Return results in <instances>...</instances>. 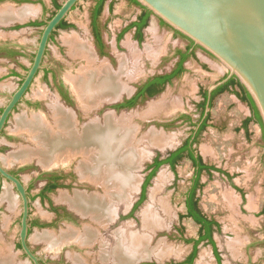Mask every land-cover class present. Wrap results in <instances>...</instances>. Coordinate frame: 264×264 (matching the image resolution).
Wrapping results in <instances>:
<instances>
[{
	"label": "rangeland",
	"instance_id": "obj_1",
	"mask_svg": "<svg viewBox=\"0 0 264 264\" xmlns=\"http://www.w3.org/2000/svg\"><path fill=\"white\" fill-rule=\"evenodd\" d=\"M40 1L43 4L39 3ZM64 1L57 0L59 4ZM96 1L83 0L79 3L67 17L68 22L74 25V28L57 32L54 40L49 43L43 69L38 73L25 100L11 115L0 136V164L9 172L17 174L24 185L30 188V218L41 222H51L53 214L48 209L49 203L39 198V191L45 184V181L40 179L42 174L67 172L75 176L66 181V187L51 195L56 205H64L71 210L73 209L68 203L60 200L62 194L74 197L76 192L86 195L95 193L102 195L105 191L102 187L81 180L77 172V160L69 164L50 167L42 166L36 160L37 158L24 163L13 160L14 153L31 146V141L16 131L17 118L23 116L30 118L43 113L45 116L48 115V120L52 121V107L55 105L73 112L80 126L89 123L92 119L103 121L108 113H113L117 119L126 116L133 125L140 128L137 148L142 158L138 169L134 171L138 180L137 188L131 192L128 200L122 199L116 204L115 217L111 224L97 225L98 223L92 221V217L86 216L82 217L77 224L62 221L54 228L34 227L28 236L30 247L47 264H79L74 259V255L85 258L83 259L84 264H106L107 262L104 261V263L101 259V250L105 247L108 251L115 248L121 239L120 236H125L127 242V239L130 240L138 235L142 238L147 237L148 250L144 252V258L132 264L183 262L192 253L194 247L193 243H187L186 240L197 239L200 228L192 219L182 218V215L186 213L187 193L191 189L195 176V168L188 159L180 162L175 170L168 165L161 166L146 189L144 202L136 211L131 212L140 198L142 185L150 173L149 167L154 159L157 156L161 159L166 158L169 153L177 150L195 134L201 117V111L198 108V104L202 101L201 92L217 84L228 75V72L210 54L201 48H196V55L186 62V71L181 77L175 79L159 95L145 100L130 110L111 109L112 105H108L111 101L108 100L91 111L88 116L81 111L77 97H74L73 105H65L60 100L53 78L57 82L64 81L66 87L72 90L71 94H74L67 81V76L69 73L76 74L78 69L85 64V61L80 59H72L65 40L76 37L90 44L99 65L109 64L111 59L109 56H99L94 44L91 16ZM7 3H13L16 6ZM24 6L34 7L37 9V14L23 21L0 22V114L32 66L36 48L45 27H30L27 23L35 20H48L56 10L51 0H33V2L22 4L13 0H0V12L7 7L20 9ZM140 12L141 8L131 4L129 0H108L99 20L107 51L114 54L117 59V62H113L114 70L120 71L123 58L126 61L125 66L127 63L129 66L126 68L130 77L124 74L120 80L125 85H129L130 90L122 92L112 101L114 103H119L132 96L135 87L150 77L173 70L176 51L185 49L187 45V41L182 36L174 35L172 29L158 18L151 16L143 42L139 45L132 38V31H129L122 38V48L118 50L115 40L117 33L134 21ZM17 26L21 28H15ZM11 51L17 52L18 55L7 56V53ZM42 92L45 95L44 98L39 96ZM124 93L129 95L122 96ZM231 100L230 94L217 98L214 108L210 111L212 126L199 136L195 145L196 151L202 155L207 164L217 166L229 176L219 172H213L212 175L202 174L203 187L198 191V198L203 212L221 225L220 230L214 233L220 263L264 264V217L261 216V211L253 214L249 207L245 209L247 204L242 198L244 194L233 188V184H239L245 195L249 197L254 195L257 198L260 208L264 204V134L258 124L253 126L250 138L237 130L244 117V112L232 104ZM28 102L39 103L40 106L31 107ZM155 104H158L160 111H157L156 115H150V110L155 107ZM147 112H149L148 115ZM144 116L147 117L144 118ZM184 116H188L189 120L182 119ZM153 129L171 137L173 142L165 147L150 145L147 140L142 139V136ZM161 175L163 178L159 180ZM230 175L235 178L233 181ZM5 192L11 194L15 209L9 208L8 202L3 200ZM253 199L255 198L251 197V200ZM148 206L153 208L160 219L161 228L153 230L145 228L143 212L149 208ZM22 213V201L19 194L10 183L1 180L0 254L1 256H6V254L13 256L15 264H34L19 248ZM86 226L97 229L95 243L91 246L80 247L74 242L64 245L56 254L48 250L45 242L37 240V236L44 232L59 234L73 228L78 233L84 232ZM197 250V257L193 264H219L214 248L208 242H202ZM109 262L111 261L107 264H112Z\"/></svg>",
	"mask_w": 264,
	"mask_h": 264
},
{
	"label": "bare ground",
	"instance_id": "obj_2",
	"mask_svg": "<svg viewBox=\"0 0 264 264\" xmlns=\"http://www.w3.org/2000/svg\"><path fill=\"white\" fill-rule=\"evenodd\" d=\"M36 14L37 9L31 6L20 9L7 7L0 12V22L23 21ZM65 42L69 46V55L72 59L85 61L76 74L69 73L67 76V81L85 115L89 116L90 112L101 103L108 100L112 102L122 92L130 90L129 85H125L120 80L124 74L130 77L126 68L128 63L125 66L124 58L120 63V71L114 72L108 64L97 63L92 47L87 42L76 37L68 38ZM39 96L45 97L43 92ZM52 108V121L43 113L30 118L26 116L17 118L16 131L26 136L31 141V146L14 153L12 158L23 163L37 158L44 167L65 165L77 160V172L82 180L102 187L105 193L86 195L76 192L74 197L62 194L60 200L68 203L81 215L92 217V221L98 223L97 225L105 226L115 217L116 204L122 199L128 200L131 192L137 188L138 180L134 171L138 169L142 158L137 148L140 128L133 125L126 116L117 119L113 113L106 114L103 121L92 119L89 123L80 126L73 112L58 105ZM150 111V115L160 111L158 104H155ZM142 139L158 147H165L173 142L171 137L154 129L142 136ZM162 178L161 175L159 180ZM156 188H159L158 184ZM3 200L8 202L9 208L15 209V203L9 192L4 193ZM143 220L145 228L152 230L161 228L162 223L152 207L144 210ZM96 235L97 229L86 226L84 232L78 233L73 228L59 234L44 232L37 236V240L45 242L50 252L58 254L64 245L74 242L80 247L91 246L95 243ZM120 237L116 247L110 251L102 246L104 249L100 254L103 262L132 264L144 258V252L148 250L149 244L147 237L135 235L132 239H127V242L125 236ZM74 257L79 264L85 263L83 260L85 258L82 259L78 255ZM0 264H15L13 256L0 254Z\"/></svg>",
	"mask_w": 264,
	"mask_h": 264
},
{
	"label": "water",
	"instance_id": "obj_3",
	"mask_svg": "<svg viewBox=\"0 0 264 264\" xmlns=\"http://www.w3.org/2000/svg\"><path fill=\"white\" fill-rule=\"evenodd\" d=\"M82 1L65 0L52 18L46 21L32 66L0 114V136L11 115L25 100L38 73L43 69L53 32ZM136 1L152 12V16L190 39L226 69L227 77L208 89L209 96L231 78L236 77L239 80L254 101L264 130V0ZM115 104L117 103L108 102V105ZM210 111V106H207L205 117ZM1 178L15 188L22 201L19 236L23 252L34 264H40L43 259L32 251L28 241L30 202L27 187L21 179L0 164Z\"/></svg>",
	"mask_w": 264,
	"mask_h": 264
},
{
	"label": "flooded vegetation",
	"instance_id": "obj_4",
	"mask_svg": "<svg viewBox=\"0 0 264 264\" xmlns=\"http://www.w3.org/2000/svg\"><path fill=\"white\" fill-rule=\"evenodd\" d=\"M13 1H15V2H17L18 4H22V3H29V2H33V0H13ZM98 1V0H97ZM97 1H96V4H97ZM51 2H52V4L54 5V7H55V9H56V6H55V4H54V2L51 0ZM39 3H41V4H43L41 1L39 2ZM96 4H95V6H96ZM61 5V4H60ZM95 6H94V9H95ZM74 9H76V7L74 8ZM94 9H93V11H94ZM56 11H57V9L55 10V13H56ZM93 14V13H92ZM142 14V11L140 12V14L137 16V18L134 20V21H132L129 25H127V26H125L121 31H119L118 33H117V35H116V38H115V40H116V46H117V49L119 50L120 48H122V44H121V42H122V38L125 36V34L126 33H128L129 31H132V38L134 39V41H137V43L140 45L142 42H143V40H144V35H145V30H146V28L148 27H146V28H144V29H142L141 30V32H140V34H141V37H142V39H140V34H139V32H138V28L135 26V27H133L132 29H130L128 32H126L125 34H124V36L121 38L120 36H121V34L124 32V30L126 29V28H128L129 26H131V24H133V23H135V22H139V17H140V15ZM101 17V16H100ZM52 18V17H51ZM51 18H49L48 20H50ZM100 20V19H99ZM46 21L47 20H35V21H32V22H28L27 24H28V26H30V27H42V26H45L46 25ZM93 16H91V31H92V36H93V40H94V44H95V46H96V48H97V50H98V53H99V56H102V57H105V56H109V57H111V59L109 60V66H110V68L114 71V72H117V71H115L114 70V68H113V66H114V61H116L117 62V59H116V56H114V54H112V53H110V52H108L107 51V48H106V44H105V42H104V39H103V37H102V33H101V26H100V23H99V21H98V24H99V31H100V41L96 38V36H95V30H94V28H93ZM161 21V20H160ZM33 22H39L40 23V26H31L30 24L31 23H33ZM63 22V21H62ZM61 22V23H62ZM64 22H66V24H71V23H69L68 22V19L66 18L65 20H64ZM162 22V21H161ZM61 25V24H60ZM59 25V26H60ZM72 25V24H71ZM58 26V27H59ZM168 28H170L169 26H167ZM15 28H21L20 26H17V27H15ZM72 28H74V25H72V27H69V28H64V27H61V28H57L54 32H53V34H52V36H51V38H50V41H49V43L50 42H52L53 40H54V38H55V36H56V34H57V32H59V31H66V30H70V29H72ZM171 29V28H170ZM172 31L174 32V35H176V36H178V35H180V36H182V38H184L186 41H187V45L185 46V49H178L177 51H176V53H175V58H176V62H175V64H174V68H173V70H171L170 72H167V73H165V74H156V75H154V76H152V77H150L149 79H147L146 81H144V82H142V83H140V84H138L136 87H135V90H134V94L132 95V96H129V97H127V98H125L124 100H122L121 102H119V103H117V104H115V105H112L110 108L111 109H114V110H116V111H121V110H130V109H132V108H134V107H136L137 105H139V104H141V103H143V102H145V100H147V99H150V98H154V97H149L148 96V93L147 92H144V88H145V85L147 84V82L150 80V79H152L153 77H155V76H158V75H170V74H172L177 68H178V65H179V63L181 62V60H182V54H187V56H188V58H187V60L184 62V64H183V67H184V69L186 70V67H185V64H186V62L190 59V58H192L193 56H195L196 54H195V49L196 48H200V47H198L197 45H195L194 44V42H192L190 39H188V38H186L185 36H183V35H181V34H179V33H177V31H174L173 29H172ZM124 47V46H123ZM95 48V49H96ZM92 50H94V49H92ZM201 50H203V49H201ZM204 51V50H203ZM206 52V51H205ZM17 53V52H16ZM17 55H18V53H17ZM94 55H96V54H94ZM7 56H8V53H7ZM16 56V55H15ZM97 57V56H96ZM114 58L116 59V60H114ZM96 61H97V59H96ZM111 63V64H110ZM121 63H122V61H121ZM46 71V70H45ZM47 72V71H46ZM181 77V76H180ZM227 77V76H226ZM226 77H224L223 79H225ZM177 78H179V77H176V78H174L172 81H170L169 83H167L165 86H164V89L168 86V85H171L174 81H175V79H177ZM234 78V77H233ZM233 78H231V79H233ZM222 79V80H223ZM230 79V80H231ZM221 80V81H222ZM229 80V81H230ZM53 81H55V88L57 89V92L59 93V96H60V100H61V102H63L65 105H73L74 104V101H75V98L74 97H76V95H74V94H71V91L72 90H70V89H68L67 87H66V84H65V82L64 81H62V82H57V80L55 79V78H53ZM228 81V82H229ZM220 82V81H219ZM227 82V83H228ZM218 83V82H217ZM227 83H225V84H227ZM224 84V85H225ZM224 85H222V86H224ZM70 86V85H69ZM222 86H220V87H218L216 90H214L213 91V93L211 94V96H209V92H208V89L207 90H204V91H206L207 92V98L205 99L204 97H203V95L201 94V102L200 103H202V102H206V106H205V111H206V108H207V106H210V108L211 109H213L214 108V104H215V101L217 100V98H219L220 96H223V95H225V94H231V95H235L236 97H238L237 96V94H236V92H239L240 91V89L238 88V87H230L228 90H226V91H224V92H222V93H219V94H216V95H214V93L219 89V88H221ZM71 87V86H70ZM72 89V88H71ZM127 92V91H126ZM163 92V91H162ZM127 93H124L122 96H124V95H126ZM127 95H129V94H127ZM159 95V94H158ZM121 96V97H122ZM157 96V95H156ZM120 97V98H121ZM119 98V99H120ZM239 98V97H238ZM129 101H134L135 102V105H133V107H122V106H124V105H126ZM107 102V101H106ZM245 103V102H244ZM28 104L31 106V107H38V106H40V104L39 103H35V104H33V103H31V102H28ZM245 104H247V103H245ZM20 105V104H19ZM59 106V105H58ZM198 106H199V104H198ZM247 106L249 107V105L247 104ZM18 108V107H17ZM16 108V109H17ZM63 108V107H62ZM199 108V107H198ZM250 108V107H249ZM15 109V110H16ZM65 109V108H64ZM81 109V108H80ZM95 109H97V107L95 108ZM95 109H93V110H95ZM67 110V109H66ZM92 110V111H93ZM250 110H251V108H250ZM68 111H70V110H68ZM81 111L84 113V110L83 109H81ZM205 111H204V115L202 116V113H201V117H200V122H199V124H198V128H197V130L194 132L195 134L193 135V136H191V138H189V139H187V140H190V143H193V149H195V153H196V157L198 158V157H201L202 158V161H203V163L204 164H206V165H208V166H215V165H212V164H207L205 161H204V159H203V157H202V155L201 154H199L197 151H196V148H195V145H196V143L198 142V139H199V137H197L198 136V133H199V129L201 128V126H202V124L204 123V121L206 120V118L207 117H205ZM71 112V111H70ZM251 113H252V110H251ZM208 116H209V120H208V125H207V127H206V129H208L209 127H211L212 125H211V113H209L208 114ZM182 119H187V120H189V117L188 116H184ZM205 129V130H206ZM238 129V128H237ZM204 130V131H205ZM203 131V132H204ZM202 132V133H203ZM201 133V134H202ZM186 140V141H187ZM185 141V142H186ZM185 142L182 144V146L185 144ZM181 146V147H182ZM37 160V159H36ZM189 160V159H188ZM34 161V160H33ZM38 161V160H37ZM192 164H193V166H194V168H195V170H194V173H195V176H194V178H193V184H192V186H191V189L188 191V193H187V197H186V200H185V208H186V213L185 214H187V211H188V209H187V204H186V202H187V199H188V197H189V194H190V191L192 190V188H193V186H194V180L196 179V173H197V171L199 170V168L191 161V160H189ZM217 169H219L217 166H215ZM219 170H221V169H219ZM223 171V170H222ZM213 172H219V171H212V173ZM10 173H12L13 175H15V176H17L19 179H20V177L17 175V174H15L14 172H11L10 171ZM204 173H207L208 175H210L208 172H206V171H204L202 174H204ZM219 173H221V172H219ZM223 174V173H222ZM225 175V174H224ZM80 178H81V176L80 175H78ZM202 176V175H201ZM227 176V175H226ZM73 178H75V176L74 175H72V174H68L67 172H62V173H58V172H54V173H49V174H42V176H40V179H42V180H44L45 181V184H44V186H43V188L39 191V198H41V200L42 201H48V203H49V206H48V209L52 212V214H53V220L51 221V222H41V221H39V220H35V219H31L30 218V215H29V221H28V223H29V225H30V228H29V234H30V231L32 230V228H34V227H37V228H39V229H47V228H54L55 226H57V224L58 223H60V222H62V221H65V222H74L73 224H77V223H79V220L80 219H82V217H86V216H83V215H81L80 213H78L77 211H73V210H71V209H69L67 206H64V205H56L54 202H53V200H52V198H51V195H52V193H54L55 191H57V190H59V189H61V188H64V187H66V181H68V180H70V179H73ZM1 180H4V178H1L0 179V188H1ZM81 180H82V178H81ZM200 182H201V177H200ZM201 184H202V182H201ZM26 186V185H25ZM15 189V188H14ZM199 190H201V189H198L197 190V195H196V197H197V199H198V207H199V210L201 211V214L203 215V216H205V218H207L208 220H213V219H211L210 217H208L204 212H203V210H202V208H201V206H200V202H199V198H198V191ZM27 191H28V198H29V202H30V198H31V194H30V188L29 187H27ZM17 192V191H16ZM140 199V198H139ZM139 201V200H138ZM137 201V202H138ZM133 210V209H132ZM73 211V212H72ZM184 214V215H185ZM261 216H263L264 217V204H263V206H262V210H261ZM89 217V216H88ZM189 219H192V218H189ZM193 220V219H192ZM112 221V220H111ZM111 221L110 222H108L107 224H111ZM194 221V220H193ZM214 221H216L217 223H219L217 220H214ZM195 222V221H194ZM113 223V222H112ZM196 223V222H195ZM106 224V225H107ZM197 224V223H196ZM220 224V223H219ZM105 225V226H106ZM221 226V225H220ZM199 236H200V229H201V226L199 225ZM199 238V237H198ZM197 238V239H198ZM207 242V241H206ZM29 246H30V244H29ZM194 246V245H193ZM19 248L20 249H22V247H21V241L19 242ZM193 249H194V247H193ZM23 250V249H22ZM40 264H47V262H45L44 260H42V261H40Z\"/></svg>",
	"mask_w": 264,
	"mask_h": 264
},
{
	"label": "trees",
	"instance_id": "obj_5",
	"mask_svg": "<svg viewBox=\"0 0 264 264\" xmlns=\"http://www.w3.org/2000/svg\"><path fill=\"white\" fill-rule=\"evenodd\" d=\"M52 1L54 2L56 9L58 10L61 7V5L57 2V0H52ZM107 1L108 0H98L97 4L95 6V9L93 11V14H92L93 20H94L93 21V28L95 30V36L99 41H100V31H99L98 21L100 19V16L102 15L104 6H105ZM129 2L135 6L140 7L142 14L139 17V22H135V23L131 24V26L126 28L124 30V32L121 34V36H120L121 38L124 36V34L126 32H128L130 29H132L135 26L138 28V32L140 34L141 30L148 26L150 18L152 16V12H150L147 8L141 6L136 0H129ZM162 23L164 25H166L164 22H162ZM30 25L31 26H40V23L39 22H33ZM61 27L69 28V27H72V25L66 24V22L63 21L61 23V25L58 27V29ZM177 33H179V32H177ZM139 36H140V39H142L141 34ZM15 55H17V53L12 52V51L8 52V56H10V57L15 56ZM187 58H188L187 54H182V60L179 63L178 68L172 74H170V75H158V76H155L152 79H150L147 82V84L145 85L144 92H147L149 97H154V96L160 94L164 90V86L167 83H169L170 81H172L176 77L182 76V74L186 71L183 67V64L187 60ZM230 87H238L240 89L239 92H236L237 96L239 97V99L241 101L247 103L252 110V117L250 119H247L244 121L243 127L248 128V124L251 121H254L258 125H260V127L263 130L262 120H261L259 112L255 106L254 101L252 100V98L249 95V93L247 92V90L244 88V86L239 82V80L236 77H234L227 84H225L224 86L219 88L214 93V95L222 93V92L228 90ZM201 94L203 95V97L205 99L207 98V92L206 91H202ZM133 105H135V102L129 101L126 105H124L122 107H133ZM205 106H206L205 101L200 103L198 106L201 113H202V116L204 115ZM208 120H209V116H207L206 120L204 121L201 128L199 129V133H198L197 137H199L201 135V133L206 129V127L208 125L207 124ZM263 134H264V130H263ZM184 159L191 160L199 168V170L196 173V179L194 180V186H193L192 190L190 191L189 197H188L187 202H186L187 209H188L187 214L182 215V218H192L198 225L201 226V229H200V236L198 239L186 240L187 243H193V245H194V249H193L192 253L188 256V258L183 262L172 263V264H193L194 260L197 257L198 246L202 242H206V241L213 246L214 251H215V255H216L217 259L219 260V264H221L220 263L221 259H220L219 253L217 251L216 243L214 241V233L216 231H219L221 226L216 221L208 220L207 218H205V216H203L201 214V211L199 210V207H198V199H197L196 195H197V190L201 189L203 187V184H201V182H200V177L204 171L208 172L210 175H212V171H219L225 175H227V174L224 171L217 169L215 166H208V165L204 164L201 157L197 158L196 153H195V149H193V143H190V140H187L182 147H179L177 150L169 153L166 158L161 159L160 156H157L154 159L153 164L149 167L150 173L148 174L147 178L145 179L144 184L142 185L140 199L135 204V206L133 207V210L131 213L136 211L137 208L144 202L145 197H146V189L149 186L153 177L156 175L157 171L161 168V166L168 165L173 170H175L177 165L180 162H182ZM236 189H238V188H236Z\"/></svg>",
	"mask_w": 264,
	"mask_h": 264
},
{
	"label": "crops",
	"instance_id": "obj_6",
	"mask_svg": "<svg viewBox=\"0 0 264 264\" xmlns=\"http://www.w3.org/2000/svg\"><path fill=\"white\" fill-rule=\"evenodd\" d=\"M230 98L232 99V104H234L235 106H237V108L240 110H242L244 112V117L241 121V124L239 126V128L237 129L240 133H243L247 138L251 137V133L253 132V126L257 125V123H255L254 121H251L248 124V128L243 127V123L245 120L250 119L252 117V113L250 108L247 106V104H245L243 101H241L238 97H236L235 95H231L230 94ZM246 144V143H245ZM227 176H229L227 174ZM230 177L232 178V181L235 179L233 178L231 175ZM228 179V178H227ZM233 188L237 191L240 192L241 194L243 193L244 195H242V198L245 200L247 206L245 205V209H248V207L251 209L253 214H258L261 211V208L258 204V200L254 195H251V197H254L255 199L251 200V197H249L248 195H245V193L243 192L242 188L239 186V184H233ZM238 188V189H236ZM263 206V205H262ZM258 209V211H257ZM250 211V210H248ZM255 217V215H254Z\"/></svg>",
	"mask_w": 264,
	"mask_h": 264
}]
</instances>
